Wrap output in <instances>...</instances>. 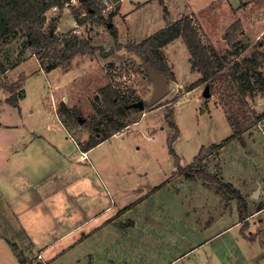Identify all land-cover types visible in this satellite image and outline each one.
I'll use <instances>...</instances> for the list:
<instances>
[{
	"label": "rangeland",
	"instance_id": "obj_1",
	"mask_svg": "<svg viewBox=\"0 0 264 264\" xmlns=\"http://www.w3.org/2000/svg\"><path fill=\"white\" fill-rule=\"evenodd\" d=\"M133 1L146 0H125L123 13L132 9ZM80 4L76 0L62 10L48 11L45 29H50L51 18L61 14L54 33L78 30L83 39L102 46L107 56L101 50L79 54L68 66L47 72L39 65L40 54L30 47L22 51L25 32L0 43V122L4 124L0 179L3 173L12 176L18 166L36 173L48 171L34 181L36 198L44 196L46 207L36 211L41 220L33 222L28 234L22 229L24 222L0 214V264H18L14 242L18 250L27 252L25 264H43L38 253L47 264H264V208L258 211L264 206V91L247 98L248 117L239 116L246 119L240 138L207 153L202 166H197L204 170V178L188 179L180 169L194 161L201 147L210 149L231 135L229 115L235 117L239 110L221 101L224 86L219 81L215 89L210 87V98L203 96L205 84L189 90L201 75L192 70L181 37L164 48L176 79L169 81L164 98L149 105L153 84L145 69L147 60L127 48L188 13L196 18L205 43L221 53L230 50V28L239 21V38L248 47L238 58L249 57L264 50V0H255L254 8L243 10L232 8L240 0H151L127 21L129 29L121 35L110 16L116 8L111 0L98 4L102 20L96 16L72 27L70 11ZM111 27L118 31L116 38ZM258 69L264 74V64ZM24 78L25 96L17 106L7 100L20 91L12 93L7 85ZM113 83L123 94L139 97L136 102L144 100L145 108L129 106L125 116L105 111L101 88ZM62 102L77 109L83 122L68 130L58 117ZM170 109L180 132L173 151L168 141L175 128L166 117ZM94 116L97 136L112 133L117 119H123L125 126L89 150L88 160L77 159L82 142L87 144L94 134L90 127ZM2 145L19 155L3 158ZM55 150L65 154L60 170L46 156ZM219 182L240 191L247 202L243 218L237 199L220 189ZM128 206L124 215H118ZM65 213L72 225L80 222L79 230L65 238L54 231L45 235L44 229L59 227L58 222L46 221L51 214Z\"/></svg>",
	"mask_w": 264,
	"mask_h": 264
},
{
	"label": "trees",
	"instance_id": "obj_2",
	"mask_svg": "<svg viewBox=\"0 0 264 264\" xmlns=\"http://www.w3.org/2000/svg\"><path fill=\"white\" fill-rule=\"evenodd\" d=\"M100 1L104 0H80V6L78 8H72L71 10V14L75 21L79 25H83L90 18L98 16L102 11L100 7L98 8ZM111 1L116 5V8L119 9L122 0ZM65 3V0H0V43L9 42L12 38L19 36L22 31L25 32L27 34V39L23 48L24 50L22 49V51L30 47L35 51L34 53L40 54V63L47 71L56 68L58 65L68 66L70 61L79 54L93 55L97 50H101L102 53H104L103 55L107 56L108 53H106L102 46H95L91 44L90 40L81 39L77 34H72V32H70L66 33L68 36H65L66 34L58 35L52 33L51 30L56 29V23L61 14L51 18L49 20L50 29H45V25L48 22L47 12L53 8H60L62 10L65 7ZM117 9L110 13L111 17L117 13ZM167 13L168 10L165 8V14L167 15ZM98 17L99 20L103 19L102 16ZM110 29L111 33L116 38L118 35L117 30L114 27ZM230 30L231 48L227 53H221L214 46L205 43L193 14L181 16L140 42H131L127 44L128 49L141 55L147 61H153L154 66L171 81L175 80L176 76L164 53V47L181 37L188 47L190 53L189 61L192 70L197 71L201 75L197 82L191 84L189 90L203 84H209L212 89H215L217 81H219L224 86L223 93L221 94V101L229 109L239 110L237 116L231 117V115H229L233 129L232 134L221 142L212 144L210 149L205 146L201 147L194 161L180 169V172L188 179L204 178V170L198 169L197 166H202V160L207 153L218 151L231 141L240 138L242 132L241 127L244 125L246 119H240L239 116L243 115L244 117H248V112L244 109V106L248 103L247 98H254L259 90L262 92L264 91V74L258 69V65L264 64V50L256 51L249 57L239 59V55L242 54L241 51H244L245 48L248 47L239 38V32L242 31L240 22L236 21L233 23ZM229 55H235V59L232 58V60H229L228 58L231 57H228ZM47 60L51 61L47 64ZM23 80H25V78L14 83L12 86L7 85V87L12 93H16L17 90L22 88ZM117 87L118 86L113 83L101 88L105 111L113 110L116 114L125 116L129 109V105L136 102L139 97L125 95L120 92ZM19 91L20 92L8 98L10 103L16 105L19 98L23 97L24 92L21 90ZM131 94H133V92ZM238 102L242 104L238 105L236 108L235 105ZM97 108L100 113L106 116L105 112H103L100 107ZM58 113L68 130L70 125L80 123V112L68 106L65 102H62ZM166 117L170 127L175 128L174 135L168 141L170 150L173 151V143H175L180 132L175 123L172 109L168 111ZM96 120L94 116L92 120L93 123L90 126L94 134L87 144H84V141L82 142L83 151L92 149L125 126L123 119H117L112 125V133L97 136L99 131L96 129ZM85 121L84 124H87V120ZM212 179H214V177ZM221 185V187L219 186L220 189L229 190L232 196L237 199L240 216L243 218L246 211V200L240 191L232 186V184L222 182ZM129 208L130 206L124 208L122 212H125ZM263 208L264 206L259 207L258 211ZM24 261L25 259L22 262Z\"/></svg>",
	"mask_w": 264,
	"mask_h": 264
},
{
	"label": "crops",
	"instance_id": "obj_3",
	"mask_svg": "<svg viewBox=\"0 0 264 264\" xmlns=\"http://www.w3.org/2000/svg\"><path fill=\"white\" fill-rule=\"evenodd\" d=\"M124 1L125 0L121 1L119 9L114 8V10L117 9V13L113 16V17H115V25H116V28L119 29V32H120L119 34L120 35H121L123 29H125V30H126V28L129 29V27L127 26V21L128 20L130 21V19L134 17V14H136L138 11H140L142 8H144V6L147 3H149L151 0L136 1L137 3L135 1H133L132 9L130 11L126 12V13H123V11H122V5H123ZM255 5H256L255 4V0H240V5L239 6H237V7H232L231 6V7L232 8H236V9L237 8H242V10H243V8H254ZM240 11L241 10H238V12H240ZM122 15H125L123 23L120 22L121 20H119V19H121ZM184 15H192V14L184 13ZM61 19H60V22H61ZM73 20H74V22H73L74 26H72V27H75L76 25H78V23L75 21L74 18H73ZM59 28H60V25H59ZM129 32L130 31H128L127 33H129ZM117 34H118V31H117ZM164 52H165V50H164ZM168 61L171 64L169 59H168ZM20 65L21 64H18L17 66H20ZM39 65L41 66L42 69H44V67L41 64H39ZM171 66H172V64H171ZM172 68H173V66H172ZM52 70H54V69H52ZM45 71H47V70H45ZM173 71H174V68H173ZM174 73H175V71H174ZM26 74H27V72H26ZM175 76H176V73H175ZM21 89H19V90L24 92L23 85H22ZM24 96H25V94L23 93V97ZM22 98H19L18 103L16 104L17 106H19V101ZM56 115L58 116V114H56ZM58 117H59V121H61L63 123V125L65 126V124L62 121V119L60 118V116H58ZM2 125H4V124L2 122H0V126H2ZM5 126H7V125L5 124ZM116 133H114L113 135H115ZM23 146L24 145L20 144L21 148H24ZM2 150L5 151V153L3 154V158H7L8 159L10 156L19 155V153H17V150L9 151V150L5 149V147L3 145H2ZM11 152L13 154H11ZM64 155L65 154H63L59 150H57L56 152L50 151L48 154H46V156H48L51 160H55L52 164H58V166L55 167L56 170L57 169L60 170L63 167V165H61V164L64 162ZM88 156H89V150L88 151L81 150V153H80V150H79V156H78L77 159L81 158L83 160H88V158H87ZM70 162L74 163L73 161H70ZM25 167H27V166H25ZM30 169L31 168L28 167L27 169L22 170V168L18 166L17 170H15V172H13V174H11L12 176L8 177L5 173H3V179H0V214L2 213V215L5 216V215H7L9 213L10 215L14 216V219L24 222V225L22 226L23 227L22 229L24 230V232H26V234H28L29 231L32 228H34V226H35L33 224L34 221H40L41 220V218H38V215H37L36 211L39 208H45L46 207L45 206L46 201H44V199H43L44 196H40V197L36 198V194H39V192H37V191L35 192V189H34L33 185L36 184V182H34V181H36V179L37 180L40 179V177L43 174H46L48 171H42V169H40V173H36V172H34L33 170H30ZM8 173H10V172L8 171ZM78 199H79V202H80V193L78 194ZM5 205H6V207H4ZM123 210H121L120 213H118V215H124L127 212V211L122 212ZM46 221H52V222H55V223L58 222L56 224V226H59L58 228L54 227V228H50V229H44L45 235H48V236L49 235L51 236L50 231L51 232L54 231L55 232L54 235L59 233L61 238L69 237L71 235H74V233L76 231H78L79 227H80V222H77V223L72 225L71 221L69 219V216L66 215V213H65V216H55V217H53L52 214H51L50 218L47 219ZM37 226H39V225H37ZM41 228H43V227L39 226V229H41ZM12 244L16 248L15 254L18 257V260H17L18 264H21L22 261L25 258L27 259V257H28L27 255L28 254H27V252L25 250H23V251L22 250H18L16 242H14ZM61 254L62 253L58 254L56 257L60 256Z\"/></svg>",
	"mask_w": 264,
	"mask_h": 264
},
{
	"label": "water",
	"instance_id": "obj_4",
	"mask_svg": "<svg viewBox=\"0 0 264 264\" xmlns=\"http://www.w3.org/2000/svg\"><path fill=\"white\" fill-rule=\"evenodd\" d=\"M112 23L109 24L111 26ZM52 33H54V30H51ZM145 69L148 72V78L153 84V92L151 94V97L149 101L147 102L149 105H153L154 103L158 102L162 98H164L169 93V80L168 78L160 71L158 70L154 64L153 61H147L145 64ZM212 95L210 91V85L206 84L205 88L203 90V96L205 98H210ZM129 106L138 107L141 109H144L146 106V102L144 100H140L137 102H134L133 104H130ZM84 119L80 118V122H83ZM176 165H180V158L177 157Z\"/></svg>",
	"mask_w": 264,
	"mask_h": 264
},
{
	"label": "built area",
	"instance_id": "obj_5",
	"mask_svg": "<svg viewBox=\"0 0 264 264\" xmlns=\"http://www.w3.org/2000/svg\"><path fill=\"white\" fill-rule=\"evenodd\" d=\"M66 1V6H69L71 4H73L76 0H65ZM77 32H79L78 30H73L72 34H77ZM81 32V31H80ZM66 34V33H65ZM78 35V34H77ZM65 36H68L67 34ZM81 39H83L81 36H79ZM36 54V53H35ZM37 258L40 259L42 261L43 264H47V262L44 260L43 255L41 253H38ZM25 264V263H22Z\"/></svg>",
	"mask_w": 264,
	"mask_h": 264
}]
</instances>
